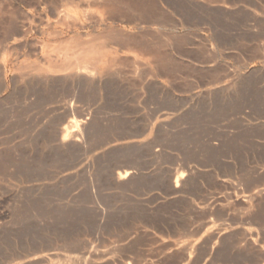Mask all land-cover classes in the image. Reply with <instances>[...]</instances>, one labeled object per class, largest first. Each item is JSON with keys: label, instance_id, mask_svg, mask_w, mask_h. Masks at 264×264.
<instances>
[{"label": "rangeland", "instance_id": "1", "mask_svg": "<svg viewBox=\"0 0 264 264\" xmlns=\"http://www.w3.org/2000/svg\"><path fill=\"white\" fill-rule=\"evenodd\" d=\"M30 258L264 264V0H0V264Z\"/></svg>", "mask_w": 264, "mask_h": 264}, {"label": "bare ground", "instance_id": "2", "mask_svg": "<svg viewBox=\"0 0 264 264\" xmlns=\"http://www.w3.org/2000/svg\"><path fill=\"white\" fill-rule=\"evenodd\" d=\"M80 47V46H79ZM84 48H86V47H84ZM85 52H86V50H84ZM80 52H83V50L82 51H80ZM73 53V52H72ZM71 53V54H72ZM77 53V52H76ZM51 54V53H50ZM84 54V53H83ZM82 54V55H83ZM58 55V54H57ZM70 55V54H69ZM75 55V54H74ZM77 55V54H76ZM82 55H80V56H78V57H81ZM60 56V55H59ZM76 56V57H77ZM57 57V56H56ZM66 57V58H65ZM64 58L65 59H67L68 57H67V54H66V56H65ZM74 57V56H73ZM75 57V58H76ZM58 58V57H57ZM59 58H61L62 59V57H59ZM83 57H81L80 59H82ZM91 58H93V57H91ZM95 58V57H94ZM47 59V58H46ZM69 59V58H68ZM74 59V58H73ZM60 60V59H59ZM94 60V59H93ZM57 61V60H56ZM63 61V60H62ZM65 62H66V60H64ZM63 61V62H64ZM68 61V60H67ZM72 61V60H71ZM71 61H68L67 63H65V64H62V65H60V66H57V68H56V71H58V72H64V73H71L72 72V74H73V76H75V74H77V72H78V74L79 73H88V72H86L85 71V68L83 69L85 72H81L80 71V69H77V71H74V70H76V69H74L73 71H72V68L73 67H71V64H72V62ZM91 62H90V64H92V59L90 60ZM96 60H94V62H95ZM62 62V63H63ZM85 62H86V59H85ZM87 62H89V61H87ZM89 64V63H88ZM89 64V65H90ZM83 66V65H82ZM92 66V65H91ZM56 67V66H55ZM75 67V66H74ZM84 67V66H83ZM86 69H88L87 67H89V66H87V64H86ZM54 68V67H53ZM80 68V67H79ZM90 69H93V68H90ZM54 72V71H53ZM90 74H91V71H90ZM79 122H77L76 120H74V121H69L65 126H64V128H63V131L66 133V135L68 136V138L69 139H72V140H75L76 141V131H78L77 129H78V127H79V125H81V127H83V125L85 124V121H83L82 119H81V121H80V119L78 120ZM126 142V141H125ZM129 142H131V141H129ZM137 142V141H136ZM126 144H128V142L126 143ZM132 174H133V172L132 171H125V172H123V174H119L118 175V179H120V178H124V177H127V176H132ZM182 177V176H181ZM178 179V178H177ZM182 179V178H181ZM181 179H179V180H181ZM178 181V180H177ZM184 248V247H183ZM94 254V253H93ZM97 254V253H96ZM99 255V254H98ZM94 256H96V255H94ZM102 256V255H101ZM104 256V255H103ZM102 256V257H103ZM39 258H44V256H39ZM99 258H101V257H99ZM104 258V257H103ZM35 259V258H34ZM102 259V258H101ZM101 259H99V260H101ZM33 259H29V260H25L24 261V263L23 264H31V261H32ZM36 260H37V258H36ZM102 261H103V259H102ZM33 262V261H32Z\"/></svg>", "mask_w": 264, "mask_h": 264}]
</instances>
